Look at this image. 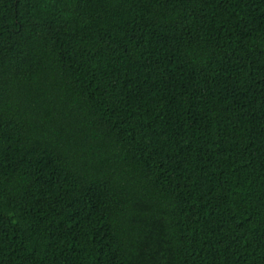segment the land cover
<instances>
[{
    "label": "trees",
    "instance_id": "obj_1",
    "mask_svg": "<svg viewBox=\"0 0 264 264\" xmlns=\"http://www.w3.org/2000/svg\"><path fill=\"white\" fill-rule=\"evenodd\" d=\"M0 264H264V0H0Z\"/></svg>",
    "mask_w": 264,
    "mask_h": 264
}]
</instances>
